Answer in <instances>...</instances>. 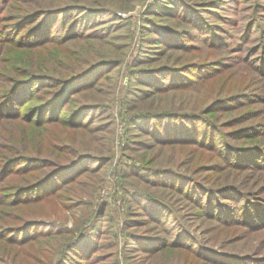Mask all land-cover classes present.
I'll return each mask as SVG.
<instances>
[{
  "label": "rangeland",
  "instance_id": "rangeland-1",
  "mask_svg": "<svg viewBox=\"0 0 264 264\" xmlns=\"http://www.w3.org/2000/svg\"><path fill=\"white\" fill-rule=\"evenodd\" d=\"M36 1L9 0L7 3L4 2L5 4L2 3L4 7L0 12V32L5 35L3 37L0 34L3 39L0 40V102L3 101L2 95L6 93L4 90L7 86L9 85L10 88L15 84V80L9 82V77H25L22 76L24 67L20 68L19 73H10L12 60L43 63L44 60H51L54 56L58 57L53 49L60 46L65 47V52L59 58L69 63H83V69L109 57H117L120 60L116 66L109 65L97 70L95 72L97 76L108 74V77H101L103 80L95 90L88 91L84 97H81L83 103L103 102L107 105V110L99 111L98 115L95 111H89V126L95 127L91 128L90 132H81V129L69 126L64 129L55 124L51 128L28 124V118L21 117L24 115L28 98L32 96L31 93L28 96L27 88L16 102L17 109L13 112V114L19 113L20 116L0 117V155L12 149V145L22 147L23 142L28 141L29 130L32 140L38 139L37 133L48 139L54 135H61L67 141L81 143L83 149L89 150L85 152L108 160L101 164L90 161L87 165L89 169L84 170L80 178L63 190L61 196L49 201L14 202L13 193L16 189L34 180H28L31 176L28 168L23 164H17L9 174L4 178L1 177L0 264H50V259L55 255L46 249L52 245L51 243H58L57 237L52 239L45 237L32 243L17 242L13 234L7 232V228L28 220H36L46 225H59L61 231L68 229L71 234L73 232L80 234L85 227H91L95 223L98 211H101L104 219V223H100L102 246L93 252L98 255L93 259V264H197L194 249L166 247L151 254H144L138 248L126 250L128 249L125 240L126 231L139 234L154 231L151 233L159 234L164 226L160 224L156 227L155 221L147 220L144 207L149 205L148 201L140 195H134L136 189L152 193L169 203L173 216H177L189 229L190 234L195 235L194 237L204 245L218 252L227 251L264 257V227L250 228L249 225L244 224L228 226L217 223L206 217L195 203L175 188L146 180L149 176L140 168L170 167L177 170V173L196 177L207 187L227 183L233 185L234 182L244 190L256 193V197L258 194V200L252 198L255 203L264 199V170L227 167L224 161L217 165L216 162L219 163L225 155L221 150L214 151L197 144L161 146L152 142L150 134L144 130L128 135V121L140 110L156 113L177 110L200 112L209 105L213 97L243 93L245 96H240L239 99L244 102L237 108L234 106L235 108L229 112L208 115L219 121H228L230 116L241 115L242 119L231 124L229 128L222 127L226 132L249 125L257 126L260 130L257 133L254 131L252 135H243L239 138L229 137L228 134L226 140L231 145L248 148L246 151L250 153H259L257 159L261 160L260 155L264 154V74L257 66L264 57V0H219L224 7H215L214 9L219 10H214L216 13L206 16L208 19L211 17L213 23L219 24V28L225 27L231 31L232 36L229 38L232 41L231 50H219L210 46L200 38L203 36L201 32L194 33L191 40L183 39L179 44L191 45L188 52L163 48V45L156 43L158 39L154 37L158 35L152 30L158 29V25L166 24L183 32L185 29L181 28L187 26L183 22H176V18L166 15L165 12L163 15H153L151 17L153 21L149 22L145 18V15H148L145 11L155 0H42L49 3L51 5L49 7L72 8L77 5H89L103 9V12L83 14L87 15L85 18L87 22L95 24V31L99 30V33H94L91 38H82L79 44L71 43L74 39H70L65 44L51 45L52 47H33L29 52L28 45L10 48V43L15 39L18 29L15 30L14 27L17 20L7 19L28 13V5H33ZM191 1L196 3L200 0ZM163 4L169 5L167 0H164ZM174 5L175 3L172 4ZM178 11L181 13L180 9ZM77 15H79L77 11H71L68 14L55 16L54 29L57 32L63 31L68 26L67 22H71ZM220 15L226 17L225 21ZM231 19L243 20L241 26L251 22L252 26L249 28L246 40L240 38L241 32L237 31V28L229 26L232 23ZM78 23H72L73 27H77L76 31H85L87 26L83 27L82 23ZM190 27L195 26L190 25ZM89 30L91 28L87 31ZM167 38L170 37L162 36V39ZM59 58L55 63H58ZM225 58H229V66H223L214 76L212 75V82L204 81L201 85L197 84L185 90L151 91L141 96V99L132 98L133 92L137 94L144 85L141 76L132 80L134 74L139 71L152 73L157 67L170 66L173 69L190 62L200 63ZM76 86L77 84L74 87ZM40 87L37 84L35 90ZM38 102L39 99L36 103ZM219 141V144L223 145L220 139ZM255 145H258L256 149L249 148ZM25 147L27 150L23 149L15 153L17 155L28 153V142ZM36 147L34 142V146L29 148L31 155H36ZM50 149L55 150V147L50 146ZM14 155L10 153L7 156ZM32 172L39 173V170ZM173 216L170 220L164 219L168 223L165 227L171 225ZM70 235L57 236L68 240ZM20 237L25 238L24 235Z\"/></svg>",
  "mask_w": 264,
  "mask_h": 264
},
{
  "label": "trees",
  "instance_id": "trees-1",
  "mask_svg": "<svg viewBox=\"0 0 264 264\" xmlns=\"http://www.w3.org/2000/svg\"><path fill=\"white\" fill-rule=\"evenodd\" d=\"M8 1L0 0V6H2L0 7V12ZM163 1L155 0L150 4L145 11L149 16L145 15V18L149 22H152L151 17L153 15H163L165 12L166 15L176 18V22H183L187 27L181 28L185 29L181 32L179 28H173L166 24L158 25V29L152 30L158 35V37H154V39H158L156 43L163 45L165 49H178L188 52L191 45L179 44L183 42V39L191 40L194 37V33L201 32L200 34L203 36L200 38H203V41L208 42L210 46L217 47L219 50H231L232 41L229 40L232 36L231 31H228L225 27L219 28L220 25L213 23L211 17L209 19L206 17L216 13L214 10H219L214 9L215 7H224L221 1L195 0L196 3H192L191 0H167L168 6H165ZM173 3H175L174 6H172ZM49 6H51L49 3L37 0L33 5H28V13L22 14L19 17L12 16L7 19L17 20L14 27L15 30L18 29L15 33V39L10 43V48L14 46L20 48L28 45L29 52L33 47H52L65 44L70 39H74L71 43L79 44V40L82 38H91L95 35L94 33H99V30L95 31V24L92 25L93 23L87 22V19H85L87 15L83 14L98 13L97 11L103 12V9L89 5H77L72 8ZM178 9H180L181 13H179ZM71 11H77L79 15L71 20V22H67L68 26L63 31L58 30L57 32L54 29L55 16L68 14ZM220 18L225 21L226 17L220 15ZM240 20L235 21V19H231L232 23L229 26L237 28V31L241 32L239 34L240 38L246 40L252 24L248 22L245 26H241L243 20ZM74 21L79 22L78 24L82 23L83 27L87 26L86 30L76 31L77 27H73ZM190 25L195 27H190ZM89 28L91 30L87 31ZM4 35L2 34L3 37ZM162 36L170 38L162 39ZM0 40L3 39L1 38ZM64 48L61 46L60 48H54L53 50L56 51L58 57L54 56L51 60H44L43 63H27L25 60H21L20 62L12 60L10 73H19L20 68L24 67L22 76L25 77H9V82L15 80V84L10 88L8 85V89L4 90L6 93L2 95L4 96L3 101L0 102V117L17 118L20 116L19 113L13 114V112L17 109L16 102H18L19 98L28 88V96L30 93L32 96L28 98L24 115L21 116L28 118V124H35L43 128H51L54 124L60 125L63 128H68L69 126L81 129V132L85 133L90 132L91 128H95L92 127L93 125L89 126V111H95L98 115L99 111L107 110V105L103 102L83 103L81 102V97H84L88 91L95 90L96 86L102 82V78L108 77V74L97 76L95 74L97 70L109 65L116 66L120 59L117 57L101 59L83 69V63H69L64 61L63 58H59L65 52ZM157 54L158 52L153 56L155 57ZM57 58H59L58 63H55ZM228 61L229 58L200 63L190 62V64L186 63L187 65L183 64L182 67L173 69L170 66L157 67L153 69L155 71L152 73H147L144 70L139 71L134 74L136 77L133 76L132 80L141 76L144 85L141 86L142 89H137V94L133 92L132 98L141 99L143 95L151 93V91L185 90L191 89L197 84L201 85L204 81L209 82L211 80L212 82L214 74L219 69L223 66H229ZM257 68L264 74V57L261 59V63H258ZM37 84L41 87L35 90ZM75 84H77L76 87H74ZM240 96H245V94L236 93L213 97L209 105L201 109L200 112L195 110H177L156 113L154 111L140 110L128 121V135H133L136 132H140V130H144L150 134L152 142L161 146L172 147L175 145L197 144L214 151L216 149L221 150L225 155H223L224 158L220 159L219 163L216 162L217 165L224 161L227 167L232 166L238 169L249 168L250 170L261 168L264 170V154L260 155L261 160H259L257 159L259 153H250L246 151L248 148L244 147L245 150H243L244 148H241L240 145H231L226 140L228 134H230L229 137L239 138L243 135H252L254 131L257 133L260 131L257 126L256 128L254 125H249L232 132H226L222 130V127L229 128L231 124L242 119L241 115L238 117L235 115L230 116L228 117V121L215 120L208 115L229 112L235 108L234 106L237 108L244 102L239 99ZM38 99L39 102L36 103ZM36 136L38 139L32 140L30 131L28 130V141L23 142L22 147L12 145V149L10 148L7 150V153L0 155V178H4L9 174L17 164H23L28 168L31 176L28 180L34 179L16 189L13 193L14 202L16 203L20 201H49L61 196L63 190L67 189L74 180L80 178L84 170L87 171L89 169L87 165L90 161L101 164L108 160V158L98 157L85 152L89 150L83 149L84 147L81 143L82 147L80 144L67 141L61 135H54L50 139L40 136L38 133ZM219 139L223 145L219 144ZM27 142L28 153L17 155L15 152L23 149L27 150L25 147ZM34 142L36 143L37 151L36 155H31L29 148L34 146ZM50 146L55 147V150H51ZM257 147L258 145H255V147L250 146L249 148L256 149ZM10 153L15 155L11 157H9L10 155L7 156ZM37 169L39 173H35L36 171L32 172ZM140 169L146 172L145 174H148L149 177H146V180H152L155 184H163L175 188L176 191L181 192L195 203L206 217L217 223L228 226L244 224L249 225L250 228L264 227V199L261 198L260 202L255 203L252 198L258 200V194L256 197V193L251 190H244L237 183L233 182V185L227 183L207 187L205 183L199 181L196 177L177 173V170L170 167H141ZM134 193V195H140V197H144L148 201L149 205L144 207L147 220L155 221L156 227H159L158 225L160 224L164 226L159 234L151 233L154 231L143 234L126 231L125 240L126 247L128 248L126 250L138 248L144 254H151L166 247H179L194 249L197 264H264V257L262 256L244 255L227 251L218 252L212 247L204 245L197 237H194L195 235L190 234L189 229L183 225L177 216H173L169 203L147 191L136 189ZM171 216H173L170 222L171 225L165 227L168 223L164 219L170 220ZM94 221L95 223L91 227H85L81 230L80 234L74 232L71 234V231L68 229L61 231L59 225H46L36 220H28L20 225L9 227L7 228V232L13 234L14 240L17 242L32 243L45 237H48V239L57 237L58 243H51L52 245L46 249L49 250V253L52 252L55 255L54 258L50 259V264L52 262L53 264H93V259L98 256L93 252L102 246L100 241L102 224L100 223H104V219L101 211L96 212ZM22 234L25 238L20 237L23 236ZM59 234H71V237L67 240L58 237L57 235ZM173 235L172 239L171 236Z\"/></svg>",
  "mask_w": 264,
  "mask_h": 264
}]
</instances>
